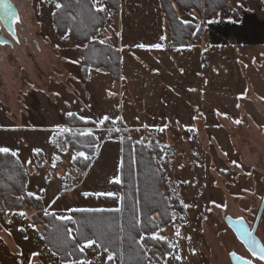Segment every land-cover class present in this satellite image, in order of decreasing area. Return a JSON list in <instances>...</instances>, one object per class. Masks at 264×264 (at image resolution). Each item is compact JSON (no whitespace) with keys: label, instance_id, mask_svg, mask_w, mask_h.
<instances>
[{"label":"rangeland","instance_id":"rangeland-1","mask_svg":"<svg viewBox=\"0 0 264 264\" xmlns=\"http://www.w3.org/2000/svg\"><path fill=\"white\" fill-rule=\"evenodd\" d=\"M15 1L21 14L17 40L0 44V147L17 152L29 175L27 192L41 198L43 214L119 208L113 184L120 179L121 136L127 132L132 142L158 144L169 192L183 208L152 233L166 238L170 253L164 257L145 247L146 264H231L230 252L263 264L224 217H242L252 227L264 197V3L263 12L254 0L238 4L242 10L247 5L241 26L218 32L209 25L206 44L190 42L200 49H169L150 47L164 43L159 0H119L115 10L99 0L104 30L118 51L114 80L88 66L84 44L55 34L56 1ZM196 16L182 13L181 19L199 28L202 17ZM68 113L95 123L75 129L96 140L84 167L85 157L77 156L83 150L69 141L62 145L61 129L73 130ZM108 192L115 196L94 195ZM37 211L0 210V264H123L118 252L109 261L96 245L84 249L83 259L60 261L40 232L44 219H34ZM256 235L264 245V208Z\"/></svg>","mask_w":264,"mask_h":264},{"label":"trees","instance_id":"trees-1","mask_svg":"<svg viewBox=\"0 0 264 264\" xmlns=\"http://www.w3.org/2000/svg\"><path fill=\"white\" fill-rule=\"evenodd\" d=\"M62 8L52 14L53 30L58 37H71L84 44L85 61L88 66L104 69L114 80L119 75L117 48L112 37L104 30L105 11H97L92 0H54ZM165 25L170 37L168 46L184 47L197 41L202 35L204 21H210L219 9H227V0H159ZM109 9L115 10L119 0H105ZM192 13L202 17L199 28L181 19V14ZM107 31V32H106ZM101 36V39H100ZM103 37V38H102ZM103 41V43H101ZM67 127L72 131L63 132L62 145L69 141L73 148L83 150L87 159L81 158L82 166L88 164L94 153L95 138L91 134L77 132V128L93 126L90 120L76 114L65 117ZM120 182L114 187L120 193V211L115 209H83L71 211L75 221H63L53 213L43 214L41 198L29 196L27 183L29 175L19 157L0 153V210L10 213L35 208L37 215L44 219L40 229L47 246L62 262L83 259L77 242L94 239L97 244L118 252L123 264H146L145 247L159 249L164 257L170 253L166 240L152 239V233L172 222L173 214L183 208L176 196L170 194L165 171L160 167L161 150L152 140L132 142L127 132L122 133ZM79 159V158H78ZM91 210V211H88ZM99 210V211H98ZM33 224L34 221H32ZM73 229L75 239L69 237L67 229ZM145 239L140 241V237ZM139 241V243H138ZM143 245V246H141ZM100 246V247H101ZM107 246V247H106ZM71 253V254H70ZM156 253V252H155Z\"/></svg>","mask_w":264,"mask_h":264},{"label":"snow or ice","instance_id":"snow-or-ice-1","mask_svg":"<svg viewBox=\"0 0 264 264\" xmlns=\"http://www.w3.org/2000/svg\"><path fill=\"white\" fill-rule=\"evenodd\" d=\"M98 3H99V0H94L93 7L96 8L97 11H104L105 9H104V7H103L102 4L99 5V7H97V4ZM55 7L57 9H60V8H62V4L61 3H56L55 4ZM4 8H5L4 15L2 17H0V19L7 20V19H11L13 16H15V13L11 10V8L9 6H7L5 4L4 5ZM62 38L63 39H66L67 38V34H65V36L62 37ZM161 39H164V37H161ZM101 43H103V41H101ZM137 47L143 48V47H146V46L143 45V44H141V45H137ZM150 47H152V48H161L162 45L161 44H155V45H151ZM97 71H99V69H97ZM68 115L69 116H72L74 114L73 113H68ZM81 119H84V118L81 117ZM107 119H108L107 116H105L103 118V120H107ZM103 120H101L100 123H103ZM235 122L236 123H240L239 120H237ZM61 131L62 132H68L70 130L65 128V129H61ZM88 131L90 132V130H88ZM158 131L163 132L164 131V128H159ZM84 134L85 133H81V135H84ZM10 151L11 150L9 148H7V147H0V153H9ZM33 151L38 153L41 150L40 149H34ZM11 155L13 157H16L17 156V152L11 151ZM77 156H84L85 159H87V157L85 156V154L83 152L77 153ZM73 158L75 159L76 157H73ZM55 159L56 158L54 157L53 160L55 161ZM54 166H55V163H53V167ZM114 181L116 183H119L120 182L119 177L118 176L115 177L114 178ZM110 182H112V181H110ZM28 195L29 196H32L33 193H28ZM83 195L89 196V195H93V193H84ZM94 195H97V196H108V197L115 196V194L114 193H111V192H108V193H95ZM184 207L187 208L188 205H184ZM217 207H220V205H217ZM68 211L71 212V211H85V210H83V209H69ZM88 211H91V210H88ZM115 211L118 212V211H120V209L117 208V209H115ZM209 211H211V210L209 209ZM20 215H24V213H20ZM45 215H48V213L45 212ZM58 218L60 220H63V221H72L73 223H75V221L73 220V218L71 216H60ZM175 218L176 217L173 214L172 219L175 220ZM237 231H239L240 234H241V236L244 237L245 243L248 245L249 249L253 252V254H257L258 253L259 254V258L262 259V260H264V246L259 245L256 240L252 239L250 233L247 231V229H244L243 226L237 228ZM72 232H73V229H71V228L67 229V234H68L69 237H72ZM176 235L177 236L180 235L179 230H177ZM72 238L75 239V237H72ZM151 238L152 239H161V240L166 239L165 237H159V236H157V234H155V233L152 235ZM144 239H145V237L142 235L140 237V241H143ZM138 243H139V241H138ZM92 245H96L97 247H100L101 246V245L97 244V241L94 240V239H86L83 246H81V245L78 244L77 247L80 249L81 252H83L86 247H90ZM141 246H143V245H141ZM104 251L108 253L107 259L109 261H111L113 259V255L114 254L112 252H110L108 248H104ZM33 255L35 256L37 254L36 253H33ZM230 255H233L234 256L235 253H230ZM176 258L179 259L180 257H176ZM73 264H76V262H73ZM79 264H88V262H86V261H80ZM245 264H252V262L251 261H245Z\"/></svg>","mask_w":264,"mask_h":264},{"label":"crops","instance_id":"crops-1","mask_svg":"<svg viewBox=\"0 0 264 264\" xmlns=\"http://www.w3.org/2000/svg\"><path fill=\"white\" fill-rule=\"evenodd\" d=\"M228 1V8L227 9H219L217 10V12L214 14V18L211 19L210 21H204L203 22V25H202V35H201V38H200V41L202 42H199V43H204L206 44L205 42V37H206V32H207V29H208V26L209 25H214L216 28H217V31L220 32V27H223L224 25H233L235 27H239L241 26V22H242V17L244 16V8H247V5L243 7V10L240 9V4L241 2H245V0H227ZM254 2L256 4H258L259 8L262 10L263 8L262 7V4L264 3L263 0H254ZM264 6V5H263ZM258 8V7H257ZM263 12V10L261 11ZM192 17H195L197 18L196 14L194 15V13L190 14ZM189 15V16H190ZM201 17V15H200ZM199 18V16H198ZM163 20H164V26H165V35H164V43L162 45V48H179V47H170L168 46L169 44V41H170V37H169V34H168V31H167V28H166V25H165V19H164V16H163ZM199 20V19H198ZM199 41V40H198ZM199 43L198 44H188V46H184V47H189V49L191 48H196L198 47L199 48ZM182 47V48H184ZM200 49V48H199ZM31 178V177H30Z\"/></svg>","mask_w":264,"mask_h":264},{"label":"water","instance_id":"water-1","mask_svg":"<svg viewBox=\"0 0 264 264\" xmlns=\"http://www.w3.org/2000/svg\"><path fill=\"white\" fill-rule=\"evenodd\" d=\"M13 19L12 20L10 19L9 21L12 22ZM6 42H8L6 39L0 37V44L3 45ZM8 45H11V44H8ZM263 208H264V197L262 199V202H261V205H260V208H259L257 217H256L255 222L252 225V227H250L249 224H248V222L244 218H242V217L234 218V217H231V216H225L224 217V222L230 228V230L234 233L236 239L249 252V254L264 262V260H262V259L259 258V254L258 253L257 254H253V252L249 249L248 245L245 243L244 237L241 236V234H240L239 231H237V228L243 226V228L244 229H247V231L250 233L252 239L256 240L259 245L264 246L263 243H262V241L256 235V230H257L258 222L260 220V217H261ZM230 253H235V255L234 256L233 255H230ZM230 253H229V259H230L231 264H245V261H251L252 264H256L254 261H252V260H250L248 258H245V257L239 255L236 252H230Z\"/></svg>","mask_w":264,"mask_h":264},{"label":"flooded vegetation","instance_id":"flooded-vegetation-1","mask_svg":"<svg viewBox=\"0 0 264 264\" xmlns=\"http://www.w3.org/2000/svg\"><path fill=\"white\" fill-rule=\"evenodd\" d=\"M7 5L11 8V10L15 13V17L13 16L11 20L10 19H0V37L6 39L8 42L4 44H12V40H17V29H16V23L20 21V5L16 3L15 0H0V17L4 15L5 8L4 5ZM12 39V40H11ZM11 46V45H10ZM252 256V255H251ZM254 257V256H253ZM256 258V257H254ZM259 260V259H258ZM261 263L264 264L263 261L260 260Z\"/></svg>","mask_w":264,"mask_h":264}]
</instances>
